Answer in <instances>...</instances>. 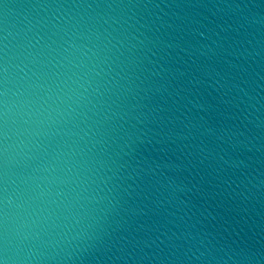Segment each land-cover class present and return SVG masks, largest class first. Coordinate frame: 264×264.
Segmentation results:
<instances>
[{"label":"clouds","instance_id":"9594fccd","mask_svg":"<svg viewBox=\"0 0 264 264\" xmlns=\"http://www.w3.org/2000/svg\"><path fill=\"white\" fill-rule=\"evenodd\" d=\"M0 264H264V0H0Z\"/></svg>","mask_w":264,"mask_h":264}]
</instances>
